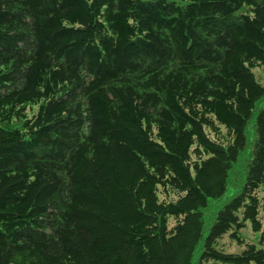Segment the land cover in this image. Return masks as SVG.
Instances as JSON below:
<instances>
[{
	"label": "trees",
	"instance_id": "trees-1",
	"mask_svg": "<svg viewBox=\"0 0 264 264\" xmlns=\"http://www.w3.org/2000/svg\"><path fill=\"white\" fill-rule=\"evenodd\" d=\"M257 67L264 0H0V264H264Z\"/></svg>",
	"mask_w": 264,
	"mask_h": 264
},
{
	"label": "rangeland",
	"instance_id": "rangeland-1",
	"mask_svg": "<svg viewBox=\"0 0 264 264\" xmlns=\"http://www.w3.org/2000/svg\"><path fill=\"white\" fill-rule=\"evenodd\" d=\"M255 73H256L257 77L262 82H264V78H262V77H264V75H263L264 73L262 72L260 67L255 68ZM260 75H261V78L259 77ZM260 193H261V195H264V187L262 188ZM243 231H244V235H245L247 241H254V242L257 241L256 239H257L259 233H255V232L251 231L250 223H249L248 227L244 228ZM222 242H223V247L226 250L237 251L242 247V246L238 245L235 241H232V239H230L228 235H225L222 238Z\"/></svg>",
	"mask_w": 264,
	"mask_h": 264
}]
</instances>
